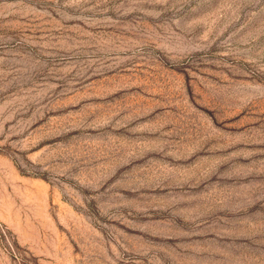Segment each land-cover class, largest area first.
Wrapping results in <instances>:
<instances>
[{"label":"rangeland","instance_id":"obj_1","mask_svg":"<svg viewBox=\"0 0 264 264\" xmlns=\"http://www.w3.org/2000/svg\"><path fill=\"white\" fill-rule=\"evenodd\" d=\"M0 264H264V0H0Z\"/></svg>","mask_w":264,"mask_h":264}]
</instances>
